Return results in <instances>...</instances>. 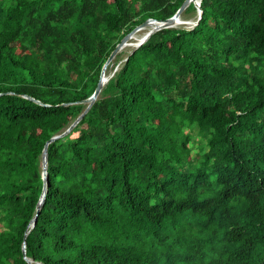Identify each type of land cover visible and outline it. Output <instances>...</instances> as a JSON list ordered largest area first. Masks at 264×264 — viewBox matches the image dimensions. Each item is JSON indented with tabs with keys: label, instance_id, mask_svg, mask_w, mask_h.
Listing matches in <instances>:
<instances>
[{
	"label": "trees",
	"instance_id": "obj_1",
	"mask_svg": "<svg viewBox=\"0 0 264 264\" xmlns=\"http://www.w3.org/2000/svg\"><path fill=\"white\" fill-rule=\"evenodd\" d=\"M184 2L0 0V264H264V0L191 2L119 51L36 217L47 141Z\"/></svg>",
	"mask_w": 264,
	"mask_h": 264
},
{
	"label": "water",
	"instance_id": "obj_2",
	"mask_svg": "<svg viewBox=\"0 0 264 264\" xmlns=\"http://www.w3.org/2000/svg\"><path fill=\"white\" fill-rule=\"evenodd\" d=\"M201 1L202 0H185V2L183 3V5L181 6V8L176 12V14L174 16H172L171 18H168L166 20H157V19H148L147 21H145L144 23H142L141 25H139L138 27H136L130 34L126 35L120 44L117 45V47L115 48V50L112 52V54L110 55L106 65L104 66L101 76H100V80L99 83L97 85V88L95 90V92L93 93L92 96H90L89 98L85 99L84 102L88 103V107L86 108V110L73 122V124L63 133L58 134L53 136L49 141H47L43 154H42V158H43V179H44V188H43V193L41 195L40 201L37 205V215L40 212V209L45 201V197H46V192H47V183H48V144L52 141H54L57 138H60L64 135H66L67 133H69L75 126L76 124L84 117V115L88 112V110L90 109V107L94 104V102L96 101V99L98 98V96L100 95L104 84L106 83L107 76H106V70L108 68V65L111 63V61L114 59V57L116 56V54L121 51L125 46H127L129 43L130 38H132L135 33H137L138 31L142 30L143 28L147 27V26H152L153 25V29L146 35V37L144 39H147L153 32H155L156 30L162 29V28H166V27H173L176 24H179L181 22V15L184 12V10L187 8V6L191 3L194 2L198 12H199V18H201L202 13H203V9L201 7ZM39 102V101H38ZM36 217L32 220V222L30 223V227L32 224L35 223L36 221ZM33 227V226H32ZM31 227V228H32ZM27 235V234H26ZM25 245H24V252H26L25 250ZM29 262L32 263V260L29 259ZM42 264V263H41Z\"/></svg>",
	"mask_w": 264,
	"mask_h": 264
},
{
	"label": "rangeland",
	"instance_id": "obj_3",
	"mask_svg": "<svg viewBox=\"0 0 264 264\" xmlns=\"http://www.w3.org/2000/svg\"><path fill=\"white\" fill-rule=\"evenodd\" d=\"M184 21V20H182ZM195 21H196V18L195 16L192 17L188 22L185 21V25H187L188 27H193L195 25ZM148 29L149 28H146V29H142L141 31H139L138 33H136L135 37L133 39H131L130 41L134 44L138 43L139 40H141L144 35L148 32ZM134 46H129V47H125L124 50H126L127 52L131 51L133 49ZM34 226V224L31 225V227ZM33 228V227H32ZM41 264V263H40Z\"/></svg>",
	"mask_w": 264,
	"mask_h": 264
},
{
	"label": "clouds",
	"instance_id": "obj_4",
	"mask_svg": "<svg viewBox=\"0 0 264 264\" xmlns=\"http://www.w3.org/2000/svg\"><path fill=\"white\" fill-rule=\"evenodd\" d=\"M151 19H154V18H151ZM198 19H200V18L198 17ZM186 22H188V21H186ZM196 23H198V20L195 21V24H196ZM179 24H187V23H185V21H182V19H181V22H180ZM176 25H178V24H176ZM176 25H175V26H176ZM146 28H149V29H148V32L144 35V37H143L141 40H139L138 43L134 44V43H132V42L130 41L131 39H133V38L135 37L136 33H135V35H134L132 38H130L129 43L132 44V46H134L135 48H138L139 46H141V45H142V44H143V43H144V42H145V41H146V40H147V39H148V38L154 33V32H153V33H152L147 39H144V38L146 37V35H147V34L153 29V28H151V26H147V27H145V28H143V29H146ZM162 29H163V28H162ZM159 30H160V29H159ZM140 31H141V30H140ZM156 31H158V30H156ZM156 31H155V32H156ZM138 32H139V31H138ZM138 32H137V33H138ZM125 47H126V46H125ZM125 47H124V48H125ZM134 47H133V48H134ZM106 76H107V70H106ZM107 79L109 80L108 76H107ZM108 80L106 81V83L108 82ZM106 83H105V84H106ZM105 84H104V85H105ZM103 87H104V86H103Z\"/></svg>",
	"mask_w": 264,
	"mask_h": 264
},
{
	"label": "bare ground",
	"instance_id": "obj_5",
	"mask_svg": "<svg viewBox=\"0 0 264 264\" xmlns=\"http://www.w3.org/2000/svg\"><path fill=\"white\" fill-rule=\"evenodd\" d=\"M151 28H153V25L151 26ZM132 46V44H128L126 47Z\"/></svg>",
	"mask_w": 264,
	"mask_h": 264
}]
</instances>
